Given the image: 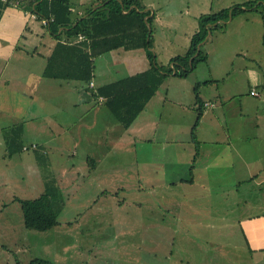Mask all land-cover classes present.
I'll return each instance as SVG.
<instances>
[{
    "label": "rangeland",
    "instance_id": "rangeland-1",
    "mask_svg": "<svg viewBox=\"0 0 264 264\" xmlns=\"http://www.w3.org/2000/svg\"><path fill=\"white\" fill-rule=\"evenodd\" d=\"M249 1L254 0H140L160 15L153 22L156 46L151 50L158 52V62L166 66L171 56L187 51L200 28L201 15ZM261 2L264 0H257V4ZM72 4L79 5V0H72ZM10 7L5 6L2 12ZM261 11L264 12L263 5L260 10L242 12L213 27L202 45L207 61L198 60L185 77L167 75L129 128L106 106L83 103L71 89L75 85L81 87L83 81L48 79L45 87L52 94L41 96L45 110L38 113L36 125L47 124L54 131L62 123L61 131L67 133L70 128L73 134H66L70 136L67 139L62 136L54 144L45 143L50 151L47 155L35 149L40 148L37 143L26 152L33 157L24 161L30 159L25 164L28 183H10L13 175L7 167L8 154L2 142L22 115L0 110V264H31L37 258L54 264H249L239 220L255 213L256 207L246 204V175H234L231 166L233 163L242 168L239 163L243 161L238 154L231 155L228 144L198 145L192 140L203 136L215 139L216 135L226 138L230 132L235 144L242 147L244 144L239 143L244 141L240 138L248 133L263 134V129L257 133L250 128L258 122L259 112L264 113V108L257 109L264 89L259 86L260 96L250 94V87L256 84L251 58L259 53L247 52V48L255 52L250 27L258 25V30L264 29L259 27ZM45 33L44 42L53 41L54 36ZM14 43L24 44L25 40L19 38ZM38 49L44 50L45 45L40 44ZM256 49L261 51L262 47ZM3 56L1 62L11 61L20 75L26 74L27 68L39 66L38 57L23 53L17 56L11 48L4 50ZM237 58L244 59L247 66L233 69L231 62L239 63ZM123 63L110 55L98 57L94 62L97 84L103 80L100 75L106 81L127 76V69L120 67ZM4 72L0 70V75H9ZM212 74L218 76L217 84L226 97L220 106L207 109L205 121L219 120V135L208 130L212 123L206 128L205 121L197 120L195 88L200 86L201 97H209L198 80ZM4 80L0 76V99L8 93L6 107L11 105L13 109L20 100L19 94L24 92L23 81ZM263 83L264 80L260 84ZM22 98L26 96L22 95L20 102ZM41 103L40 99L38 104ZM239 122L246 124L236 130ZM39 130L45 134V129ZM31 133L37 135L33 129ZM189 143L192 150L199 152L183 153L182 147L186 149ZM57 147L63 153H56L57 163L49 164L48 157ZM204 147L212 148V152L204 153ZM90 157L94 162L88 160ZM92 163L98 165L95 171ZM12 164L19 167L22 161L14 160ZM206 164L214 168L209 169ZM176 180L183 182L173 186ZM43 184L56 186L64 207L57 206L59 224L40 231L25 226L21 203L15 197H38L45 191Z\"/></svg>",
    "mask_w": 264,
    "mask_h": 264
},
{
    "label": "crops",
    "instance_id": "crops-1",
    "mask_svg": "<svg viewBox=\"0 0 264 264\" xmlns=\"http://www.w3.org/2000/svg\"><path fill=\"white\" fill-rule=\"evenodd\" d=\"M3 1H5V0H3ZM97 1L98 0H79V5H74V4H72V0H70V3H71V8H72L73 12L80 19V18L87 16L89 14L91 5H93L92 9L95 10L96 8H99L100 6H102V4H104V3L97 4L98 3ZM10 6L11 7L8 8L2 14V16L0 18V62H1V59L4 57L3 56L4 50H9L10 48L13 49V53H15V55H17V56H18V54L22 55V53H23L25 56H28L30 58H35V57L39 58L38 68H33L32 64H31L29 66H31L32 69L27 68L26 74H23V75H20V70L18 67H16V66L12 67L11 66V61H9L8 63H2V62L0 63V66L2 67L0 70L2 72L5 71L4 74H7V72H9V75H0L1 77L5 78V80H4L5 83H8L9 81L13 82L14 80H12V79H16V78L21 79L23 81L22 82V87H23L22 89H24V92H22L21 94L24 97L26 96V98H27V99L22 98L24 103L20 102L22 95L19 94L20 100H18L19 102L17 103V105L13 109H11V105H9L8 108L6 107V105H7L6 104V97H7L8 93L5 94V96H4V94H2L1 95L2 97L0 99V110L1 111H4V109H5V112H8L7 114H10L12 111H14V112L22 115L20 117V119H18V123L14 122L15 124L13 126H11L12 128H10L8 133H6L2 142L5 145L6 154H8L7 167H8V169H11L12 175H13L12 177H9L10 183L15 184L16 182H21L24 184L25 182L26 183L30 182L28 174L25 173V169L27 168V166L25 164L28 163V161L33 158V157H31L32 155L30 153H26V152H28V150L31 149V147L26 149L25 146L31 145L33 143H37L38 146L40 145V148L37 149L38 147H36L35 149L37 151H40L43 154L47 155V154H49L50 151L48 150V146L45 143L54 144L56 142H60L62 136H63V138L67 139L70 137L68 135L69 134L72 135L73 132L69 130L70 128H68L67 133H65L64 131H61V129L63 128L62 123H60L58 128L55 129V127H54V129H55L54 131H52L51 130L52 127L48 126L47 124L37 127L38 125H36V122H37L38 118H40V114H38V113L42 110H45V105H44L45 99L42 98L41 96L48 97V95L52 94V93H49V91L51 89L45 87V85L49 82L47 80L48 79H54V80L58 79V78L46 77L43 75L46 64H47V59H48L49 55L51 54L54 46L56 45V43L58 41V38L56 36L57 33L53 34L52 32H50V30H49L50 27L43 24V21H42L43 19H40L39 17L34 16V15H36L35 6L28 4L24 0H21V2L20 1L14 2L13 4H10ZM144 6H145V9H151L150 7H148L146 5H144ZM20 7H22L23 9H21ZM18 10H20L19 14L17 12ZM151 10H152L151 15H154L153 22H155L156 20L158 21L160 18V15H158L156 10H153V9H151ZM256 10L257 9H254L253 7H249L243 13L248 12V11H256ZM168 12H170V10H168ZM261 18L262 19H260L259 27H261V26L264 27V18L262 15H261ZM76 22H78V20ZM153 24L154 23H152V30H153ZM5 27L8 30H6V31L3 30ZM62 29L63 28L60 27L59 32H61ZM249 30H250L251 35L254 36V42H255L254 43L255 44V50L254 51L255 52H253V50H250L248 48H247V52L253 53L251 55H254L255 53H259V54H257V56H253L252 58L251 57L250 58H251V62H252L251 64L253 66L254 83L260 84L264 80V41H263L264 40V29L261 28L260 30H258V25H256L255 27H250ZM7 31H9V32H7ZM46 31L51 33L54 36L53 41H49L47 43L44 42V40H46L45 39V35H46L45 32ZM80 35H83V34H80ZM79 36L76 39H74L75 42H79V41L86 39V37L84 35H83L85 37L84 39H79ZM18 37L23 38L25 40V43L24 44L14 43V41H17V39H19ZM10 38L11 39L13 38L12 41H10ZM39 38H40V40H39ZM154 42H155V39H154V32H153V47L155 49L156 45ZM203 43H205V41L200 43V45H199L200 48L202 47ZM40 44L45 45V49L42 51L38 49ZM258 46L262 47L261 51L256 49ZM157 53L155 54V56H156L155 62L161 66H165V65L160 64L158 62ZM180 54H183V53H180ZM236 54H238V53H236ZM103 55H110L112 59H115V60L117 59L118 61L121 60L122 63L124 62L123 65H120V67L124 66L127 69V71H128L127 75H134L138 72L145 71L152 66V63H151L152 61H151L150 57L148 56L146 48H144V47H137V48H132V49H126L124 47H118V48L112 49V50H110L104 54H101V55L95 57L94 62L96 61V59L98 57H101ZM177 55H179V53ZM174 56H176V55L171 56V58ZM171 58L169 59L167 66L169 64L171 65V63H170ZM237 60H239L238 61L239 63H237V64L234 61L231 62L233 69L235 68V66L239 67L237 70H239L240 67L242 68L243 66L244 67L247 66L246 61L243 62L244 59L242 60V59L237 58ZM18 64H19V62H18ZM119 64H121V63L119 62ZM16 65H17V62H16ZM172 65H173V63H172ZM15 68H17V72H16ZM118 71H119V68H118ZM166 72L167 71H164V73H166ZM175 72L176 71L174 70L170 75H175ZM167 75H169V74H167ZM100 76L102 77L103 80L100 81L98 79L99 82L102 83V84L100 83L98 85L96 80H95V79H97V77L95 75V68H94V74H93L92 81L88 82V84H87V82L83 81L84 84H82L81 87L78 85H75V87L71 88L74 92H76L75 94H78L79 98L83 101V103H87V104L90 102L93 104L98 103L99 106H106L107 107V105L105 104L106 99L104 97L97 96V88L103 84L112 82V81L117 80V79H114L111 81H106L104 76H102V75H100ZM217 77L218 76H214L212 74L211 77L207 76L203 80H198L199 83H201V84L203 83V85H204L203 91H205L209 94V97H207V98L201 97V87L199 86L198 93H196V95H199V97L203 101V111L200 112L198 110L199 111L198 113H200V114H198L197 120L199 122H201V121L204 122L206 120L205 114H206V111L208 108H211V107L214 108V107L220 106V104L223 103V101H224L223 97H226V96L222 95V91L217 84ZM74 80L77 81L79 79H72V81H74ZM79 81H82V80H79ZM92 82H93V84H92ZM66 84L71 85L72 83L67 82ZM256 84H253L250 87V94L253 96H260L261 91L259 90L260 89L259 86H263L262 88L264 89V83L260 84V85H256ZM63 88L64 87L62 85L61 88H59V89L61 90ZM68 88H70V87H68ZM159 89H160V87H159ZM252 89H255L256 91L259 90L260 92L258 91V94H252V92H251ZM41 92H42V94H41ZM55 94H57V93H55ZM156 94H157V92H156ZM174 96H176V95H174ZM16 97H17V95H15L14 99ZM14 99L12 101H14ZM40 99H41L42 103L38 104ZM197 99L198 98L196 97V101H197ZM94 100H96V102H93ZM239 101H242V99H239ZM206 102L207 103L209 102L210 104H207ZM212 103H214V105H211ZM257 104L259 105V107L257 108L258 110L260 109V107H261V109L264 108V95L261 97V99H259L257 101ZM2 105H4L5 107L1 108ZM109 111H110V109H109ZM203 117H204V120H202ZM260 117H262V120H260ZM218 121L219 120H215V119H211L209 122L205 121L204 126L206 128H208L209 126H211V123H212V128H208V130L210 132L213 131V134L216 133L219 135V133H220V131H219L220 122H218ZM236 124H238V125H235V128H236V130H238L241 126L243 127L246 123H244L243 125H241L240 122L236 123ZM251 126L252 127H250V128H251L252 132L254 129L257 131V133H258V130H261V129H263V131H264V113L259 112L258 122L255 123V125L253 124ZM213 128H215V129H213ZM32 129H33V131H36L37 135L33 136V134L31 133ZM39 129H45V134H41L40 133L41 131ZM47 129L49 131L48 133H47ZM51 133H54V134L49 135ZM66 134H68V135H66ZM216 134H214V135H216ZM26 139H34V140H32L31 142H26ZM39 139L42 142L38 141ZM240 139H242L244 141V142L239 143V144H244L242 147H238L235 144L236 142L231 138L230 132L226 134V138H220V136L216 135L215 139H210L206 136H203L202 138L197 137V140H192V142H195L198 145L202 144V143L203 144L212 143V145H213V143H214V145L215 144L216 145L228 144L230 147L229 150H230L231 155L238 154L241 157L243 162L239 163V167H242V168L236 167L233 163L231 164L232 169L234 170L233 174L234 175H239V174L246 175L247 190H248L247 193L249 194L248 199L246 200V204L249 207H256L255 213L248 214V215L242 217L241 220H239L240 225H241V231H242L243 238L245 241L244 250L248 254L247 260H248L249 264H264V200H263V198H264V132L262 135L261 134H255L254 132L252 134L248 133V135L246 137H242ZM43 140H48V141L43 142ZM65 141L67 142V140H65ZM196 141H198V142H196ZM179 142L183 143L185 145V143L183 141H179ZM182 149H183V153L186 152L188 154L189 153L195 154V153L199 152V151H194L195 148L192 150V145L190 143L186 149H184V147H182ZM196 149H198V148H196ZM215 150H216V148L214 149V151ZM203 152L204 153L212 152V148L204 147ZM56 153L62 154L63 152L61 151L60 148L57 147L56 151L53 153L52 157L51 158L48 157V160L50 161L49 164L57 163V160H54L57 156ZM73 155H76V153H74ZM28 157L30 159L24 163L25 159H27ZM14 160L22 161V165H19V167H17L18 165L17 166L13 165L12 162ZM99 162H101L100 159H99ZM217 165L218 164L215 163V166H217ZM92 166H93V171H95V169H97L98 165L97 164L93 165V163H92ZM205 167L210 169L213 167V165L206 164ZM225 167H227V166H225ZM88 169H90V168H88ZM98 169H100V168H98ZM90 170H92V169H90ZM182 182H183V180H176V181L172 182L173 183L172 185L178 186V184H180ZM45 186L46 185H44V188H45ZM22 189L25 190V187L22 186ZM253 190L256 191L257 195L253 196ZM260 197H261V199H260ZM19 198H21V197H17V196L15 197V199H17V200ZM21 199H28V198H21ZM249 203L251 204V206L249 205ZM58 207L59 208L64 207V203L62 200L60 201V205Z\"/></svg>",
    "mask_w": 264,
    "mask_h": 264
},
{
    "label": "trees",
    "instance_id": "trees-1",
    "mask_svg": "<svg viewBox=\"0 0 264 264\" xmlns=\"http://www.w3.org/2000/svg\"><path fill=\"white\" fill-rule=\"evenodd\" d=\"M17 1L21 2V0H0V18L3 8ZM24 1L35 6L37 17L49 20L46 26L50 27V32L57 33L58 41L47 59L43 73L46 77L90 82L94 74L95 57L118 47L146 48L152 61L149 69L121 77L97 88V96L106 99L105 104L125 128H129L145 110L167 74L175 70V75L185 77L196 67L198 60L207 61V55L199 45L213 27L220 26L223 21L246 11L248 7L257 10H260L262 5L264 7L263 2L257 4V0H254L201 15L200 28L192 36L187 52L172 57L171 65L161 66L155 62L156 56L151 50L154 15H151V9H145L140 0H98L97 4H104L95 10L91 5L89 14L80 19L73 12L70 0ZM261 12L264 18V12ZM60 27L63 28L61 32H59ZM80 34L86 39L75 42L74 39ZM197 52L198 54L195 55ZM195 92L198 93L197 87ZM196 97L199 111L202 112L203 101L199 95ZM35 144L26 145L25 148L34 147ZM88 160L94 162L91 157ZM18 200L23 209L27 228L45 231L59 224L57 206L60 205L61 197L57 195L55 185L46 186L45 191L38 197ZM34 262L54 264L49 260L38 258L32 260L31 264Z\"/></svg>",
    "mask_w": 264,
    "mask_h": 264
},
{
    "label": "built area",
    "instance_id": "built-area-1",
    "mask_svg": "<svg viewBox=\"0 0 264 264\" xmlns=\"http://www.w3.org/2000/svg\"><path fill=\"white\" fill-rule=\"evenodd\" d=\"M34 16L37 17V15H34ZM42 21H43V24H44V25H47L49 20H48L47 18H43ZM84 38H85V37H84L83 35H80V36H79V39H84ZM92 84H93V82H92ZM251 92H252V94H258V91H256L255 89H252ZM207 104H210V103H207ZM211 105H214V103H212Z\"/></svg>",
    "mask_w": 264,
    "mask_h": 264
},
{
    "label": "water",
    "instance_id": "water-1",
    "mask_svg": "<svg viewBox=\"0 0 264 264\" xmlns=\"http://www.w3.org/2000/svg\"><path fill=\"white\" fill-rule=\"evenodd\" d=\"M197 54H198V52L195 55H197Z\"/></svg>",
    "mask_w": 264,
    "mask_h": 264
}]
</instances>
